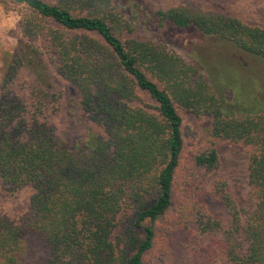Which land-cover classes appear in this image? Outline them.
<instances>
[{"label":"trees","instance_id":"16d2710c","mask_svg":"<svg viewBox=\"0 0 264 264\" xmlns=\"http://www.w3.org/2000/svg\"><path fill=\"white\" fill-rule=\"evenodd\" d=\"M11 1L25 5L22 32L44 35L56 71L74 85L102 134L78 148L56 141L40 118L46 68L38 71L31 46L21 58L36 69L29 104L8 88L13 74L0 87V183L33 188L21 221L0 212V264H151L143 255L152 247L154 221L170 204L182 143L176 107L210 114L212 134L249 146L245 201H236L218 182L212 194L229 221L221 225L206 216L195 222V231L218 233L216 245L232 264H264V116L250 108L229 113L198 65L152 40L121 41L131 27L110 0ZM83 8L91 9L75 12ZM156 15L228 40L264 61V27L187 5ZM138 91L156 102V113L138 104ZM215 161L214 149L196 156L207 168Z\"/></svg>","mask_w":264,"mask_h":264},{"label":"rangeland","instance_id":"374dc122","mask_svg":"<svg viewBox=\"0 0 264 264\" xmlns=\"http://www.w3.org/2000/svg\"><path fill=\"white\" fill-rule=\"evenodd\" d=\"M110 2L121 20L131 27L119 36L121 41L127 38L152 40L187 64L198 65L204 81L215 90L220 104L229 113L250 108L253 113L264 116V61L261 57L240 49L228 40L202 34L191 25L178 27L167 19L158 20L156 15L157 10L187 5L264 27V0ZM87 9H76L75 12L84 14ZM27 12L23 3L0 0V87L4 77L13 74L8 88L29 104L28 84L36 75V69L26 66L21 58L29 53L32 46L34 51L30 52L38 59L37 65H41L38 71L46 68L42 80L45 99L40 118L51 126L58 143L78 148L92 134H102V129L81 107L74 85L56 71V60L44 35L27 36L22 32L23 16ZM43 24L60 29L53 21L44 20ZM10 63L14 69L9 68ZM150 78L159 85L153 76ZM138 94L141 99L138 104H148L151 106H147L148 111L156 113L153 108L156 102L141 91ZM176 111L181 118L182 143L172 179L170 204L153 223L152 247L143 255V260L151 264H232L216 245L218 233L197 234L195 222L209 216L221 225L228 223L226 209L212 194L218 182L224 183V190L236 201H245L246 163L250 148L240 140L212 134L210 114L184 107H176ZM210 149H214L216 161L213 167L207 168L196 162V156L206 154ZM32 193L33 188L29 184L12 189L0 183V212L16 222L21 221Z\"/></svg>","mask_w":264,"mask_h":264}]
</instances>
